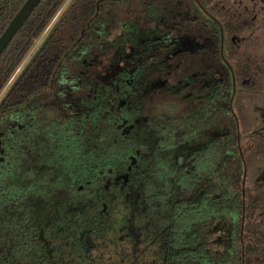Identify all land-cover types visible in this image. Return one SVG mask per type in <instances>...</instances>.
Listing matches in <instances>:
<instances>
[{
    "label": "flooded vegetation",
    "instance_id": "1",
    "mask_svg": "<svg viewBox=\"0 0 264 264\" xmlns=\"http://www.w3.org/2000/svg\"><path fill=\"white\" fill-rule=\"evenodd\" d=\"M3 90L0 236L49 205L118 264H264V0H65Z\"/></svg>",
    "mask_w": 264,
    "mask_h": 264
},
{
    "label": "trees",
    "instance_id": "2",
    "mask_svg": "<svg viewBox=\"0 0 264 264\" xmlns=\"http://www.w3.org/2000/svg\"><path fill=\"white\" fill-rule=\"evenodd\" d=\"M24 2L0 0V36ZM64 2L41 0L7 45L0 55V92ZM35 68L33 64L27 76L34 75L29 71ZM21 82L13 90V95L19 92ZM71 214L67 209L57 211L56 207L41 205L27 206L21 219L13 215L1 225L4 235L0 236V264H118V254L111 249L113 246L104 248L94 244L89 248L85 245L83 227L71 218ZM10 239L14 243L10 244ZM68 244L73 245L72 251Z\"/></svg>",
    "mask_w": 264,
    "mask_h": 264
},
{
    "label": "water",
    "instance_id": "3",
    "mask_svg": "<svg viewBox=\"0 0 264 264\" xmlns=\"http://www.w3.org/2000/svg\"><path fill=\"white\" fill-rule=\"evenodd\" d=\"M39 2L40 0H25V2L19 8L17 13L8 23L7 27L4 29V31L0 36V55L4 52V50L6 49L7 45L10 43L12 38L17 34V32L21 29L23 24L27 21L32 11L38 5ZM31 62L28 65V67L31 65ZM26 70L27 68L24 70L23 73H25ZM23 73L20 75V78L23 75Z\"/></svg>",
    "mask_w": 264,
    "mask_h": 264
},
{
    "label": "rangeland",
    "instance_id": "4",
    "mask_svg": "<svg viewBox=\"0 0 264 264\" xmlns=\"http://www.w3.org/2000/svg\"><path fill=\"white\" fill-rule=\"evenodd\" d=\"M61 10H62V9H61ZM3 91H4V90H2L1 93H2ZM1 93H0V94H1Z\"/></svg>",
    "mask_w": 264,
    "mask_h": 264
}]
</instances>
